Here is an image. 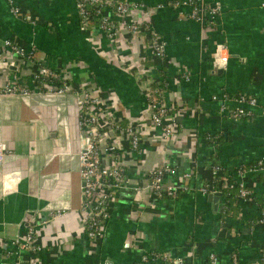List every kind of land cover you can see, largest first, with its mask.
Masks as SVG:
<instances>
[{"label": "crops", "instance_id": "crops-1", "mask_svg": "<svg viewBox=\"0 0 264 264\" xmlns=\"http://www.w3.org/2000/svg\"><path fill=\"white\" fill-rule=\"evenodd\" d=\"M132 1L144 6L124 19L149 22L162 57L150 54L143 32L122 30L110 40L96 27L83 29L75 0H16L30 20L0 0V264H132L149 249L181 264H200L210 252L218 264H232L233 252L237 264H264V224L258 221L264 168L248 166L264 157V0H204L221 7L214 25L189 19L182 14L187 8L172 7V0ZM6 39L21 45L25 56ZM43 65L63 72L70 88H34L32 73ZM135 71L163 82L166 119L175 130L170 138L151 125ZM13 73L31 91H5ZM86 86L134 122L143 139L140 152L121 149L124 185L94 239L86 236L80 207L78 154L88 139L79 125L78 96ZM223 92L255 96L253 115L231 120L219 112L211 96ZM101 158L107 162L106 154ZM162 163L175 168L167 182L188 185L175 198L156 197L149 187L148 172ZM215 163L227 185L243 181L251 191L233 210L222 191L220 211L199 191ZM27 224H34L42 248L18 253L15 239L24 237Z\"/></svg>", "mask_w": 264, "mask_h": 264}, {"label": "built area", "instance_id": "built-area-1", "mask_svg": "<svg viewBox=\"0 0 264 264\" xmlns=\"http://www.w3.org/2000/svg\"><path fill=\"white\" fill-rule=\"evenodd\" d=\"M9 11L15 16H23L30 20L16 0H6ZM174 8L185 6L187 11L178 15H185L202 25H214L220 14L221 7L213 2L204 0H172L169 3ZM264 5V1L262 2ZM144 4L132 0H75V7L83 29L98 28L107 38L113 40L123 30L130 35L144 33L149 40L150 54L156 57L163 56L162 45L158 41V33L152 25L145 21L125 20L126 14L134 8L143 7ZM182 13V14H181ZM14 52L24 55L25 50L21 45L10 40H4ZM30 52L27 56L30 57ZM220 62L225 63L227 55L220 56ZM140 90L146 99L150 111V123L161 129L164 139L170 138L175 130L166 117L170 107L165 101L163 89L157 84L159 81L145 77L140 71H135ZM185 79L188 74H185ZM34 88H47L54 92L68 90L69 82L63 72L45 65L39 66L31 76ZM5 91L26 94L30 88L21 80L19 74L13 73L9 82L4 87ZM212 99L218 100V111L224 112L231 120H240L253 115V108L257 104V98L246 93L232 94L223 92L212 94ZM79 125L87 136L86 146L79 151L78 158L81 175V210L84 212L83 222L86 236L94 239L102 234V227L109 209L113 203L116 192L124 185L125 167L122 162L121 149L126 146L133 152H140L142 136L137 125L132 121H124L117 116L114 107L101 98V95L83 87L78 96ZM1 149V148H0ZM102 154H106L107 162L102 161ZM249 169L264 168V157L255 160ZM240 169V168H239ZM241 167L240 170H242ZM211 178L200 185L199 191L203 194L221 191L227 184L220 176L221 166L212 164ZM175 172V168L167 163H162L152 168L149 172V187L156 197L175 198L180 192L187 189L186 183L173 184L166 181V175ZM191 172H184L183 177L189 179ZM238 197L247 199L251 191L240 181L238 184ZM264 224V207L260 210L258 218ZM17 252H37L42 246L35 241L34 224H27L23 238H16ZM129 247V242L123 243ZM261 260L264 261V243L260 246ZM232 264H237V255L231 254ZM181 264L180 258L170 255L168 252L157 249H149L140 253L132 264ZM105 264V263H100ZM200 264H218V256L210 252L207 258Z\"/></svg>", "mask_w": 264, "mask_h": 264}, {"label": "trees", "instance_id": "trees-1", "mask_svg": "<svg viewBox=\"0 0 264 264\" xmlns=\"http://www.w3.org/2000/svg\"><path fill=\"white\" fill-rule=\"evenodd\" d=\"M162 81H159V83L157 84L160 88H163L162 85ZM214 142L218 143V136L214 135ZM222 194L224 196L225 199V203L227 206V210L229 209H234L235 207H237V203H238V199H240L238 197V185L234 184V185H226L225 187L221 188Z\"/></svg>", "mask_w": 264, "mask_h": 264}, {"label": "water", "instance_id": "water-1", "mask_svg": "<svg viewBox=\"0 0 264 264\" xmlns=\"http://www.w3.org/2000/svg\"><path fill=\"white\" fill-rule=\"evenodd\" d=\"M221 195V192L220 191H216V192H213V193H209L208 194V199L210 201H213L214 202V207L216 210H221L222 207L224 206L223 202H221L219 200V197ZM107 264V263H106Z\"/></svg>", "mask_w": 264, "mask_h": 264}]
</instances>
